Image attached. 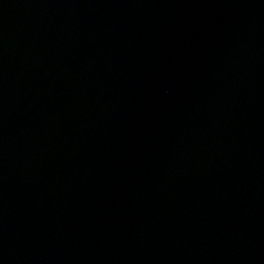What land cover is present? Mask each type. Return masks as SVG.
Masks as SVG:
<instances>
[{"label": "water", "instance_id": "obj_1", "mask_svg": "<svg viewBox=\"0 0 264 264\" xmlns=\"http://www.w3.org/2000/svg\"><path fill=\"white\" fill-rule=\"evenodd\" d=\"M0 264H264V0H0Z\"/></svg>", "mask_w": 264, "mask_h": 264}]
</instances>
